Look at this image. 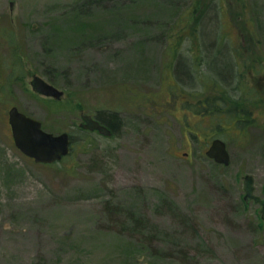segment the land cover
I'll list each match as a JSON object with an SVG mask.
<instances>
[{"label":"rangeland","instance_id":"1","mask_svg":"<svg viewBox=\"0 0 264 264\" xmlns=\"http://www.w3.org/2000/svg\"><path fill=\"white\" fill-rule=\"evenodd\" d=\"M244 1L0 0V264H264V210L244 200L247 175L264 199V0ZM205 3L209 31L222 27L239 50L214 59L220 47L209 53L203 27L198 47L222 96L247 103L231 115L249 117L243 131L229 116L230 128L194 138L215 121L184 100L211 94L209 72L176 64L186 97L172 92L168 47ZM189 42L180 53L190 58ZM35 75L62 100L37 94ZM13 106L69 133L72 155L49 165L25 156ZM107 110L121 116L117 137L83 133L82 115ZM217 138L229 166L206 155Z\"/></svg>","mask_w":264,"mask_h":264},{"label":"trees","instance_id":"2","mask_svg":"<svg viewBox=\"0 0 264 264\" xmlns=\"http://www.w3.org/2000/svg\"><path fill=\"white\" fill-rule=\"evenodd\" d=\"M239 1L244 3L241 5L242 9L247 8V3H245L244 0H239ZM205 5L207 6V8H205ZM203 6L204 7H202L200 9L199 5L196 4L195 8L192 11L190 10L188 12V15H185V18L188 20L187 22L184 23L185 29H183L181 31V29L179 28L177 33L174 32L175 33L174 40H173V42L172 41L169 42V47H168V55L171 56V63H173L171 76L176 81L178 80L179 82H183V81H181V78L177 75L176 70L178 67L176 66V64H179L180 62L182 63L183 61H184V64H186L185 60H188V59L191 60V63L186 64V65H189L193 69L197 68L198 73L200 72L201 74H204V73H206L205 72L206 69L209 72V74H206V76L204 75L203 80L207 81L208 86L212 90V91H210L211 94L207 95V96H199V95H197V93L196 94L187 93L188 96L189 95L190 96L184 100V104L186 106H189V107L193 106L194 111H196L197 114H200V117L202 119H205L204 122H206V120H212V119H214L212 121H215V122L209 123L207 125H203L200 128L198 126L197 130H189L190 135L193 136L194 138L195 137L199 138L200 134L205 132L203 127L207 128V127H210L211 125H213L218 130L230 128L231 126L227 123L230 120L227 117L233 116V115H231V113L233 112V109H237V110L240 108L243 109L247 105V103H244L243 101H236V100L231 101L226 96H224V97L222 96V93H223V91L221 89L222 84L219 82L218 79L216 80V78L213 77L214 74H213L212 70L210 69V67H207V66H209V64H208V62H209L208 57L209 56L203 55L202 52L200 51V48L198 47V44L200 43V41L197 42L196 40H199L200 30H201V27H203V32H204L203 36H204V41L206 44L205 48L207 50H209V53L215 48V46L217 47L219 45V47H220L218 50L215 48L218 51V53L213 56L214 59H216V58H218V60L223 59L222 57L224 55H226L223 53L228 52V54H229V52H232V51L234 52V51L239 50L238 49L239 44H237L236 42H233V43L230 42V40L233 38H231L228 35L229 33H227V32L224 33V30H222V27H218L216 36H214L215 35L214 32H213V34H212V32H210L211 31L210 27L213 23L212 24L209 23L210 20H208V19H210V17L207 18L205 13L208 10L210 11V9L213 8V5L208 7V5L205 3ZM246 16H248V14H246ZM206 19L208 20L207 21L208 23L206 22ZM238 19H242V17L238 18ZM192 23L194 25V29L192 27ZM189 24H191V25H189ZM195 29H196V31H194ZM261 33H262V31H261ZM261 33H259V34L257 33L258 38L262 36ZM191 35L194 36L195 40L191 39ZM239 35L240 36L242 35L244 37V35L241 34V30L239 31ZM258 38H257V40H258ZM211 39H213L212 42H210ZM12 42H13V40L11 41V43ZM187 42H189L191 45V46H189V50H192L191 52L189 51L191 53L190 58H189V56L187 57L186 55L182 56V54L180 53V51H181L180 46L183 43H187ZM183 45H185V44H183ZM208 45H209V47H208ZM196 46L198 47V49L193 51L194 48H196ZM233 52H232V54H233ZM233 55L237 56V54H233ZM259 55L261 56V51L256 52V57L253 59V61L255 59H258L257 57ZM13 56L15 58H17L16 54ZM17 61L18 62H15V66H14V68H15L14 70L16 72H17L16 66H18V63L20 62V58ZM256 61L257 60H255V62ZM245 63H247V62H245ZM189 66L187 67V72H191V74H192L193 70ZM205 66H206V68L203 71ZM222 66L224 67V65H222ZM187 72L185 74H187ZM14 77L17 78V76H15V75H14ZM179 82L178 83H171L170 84L171 90H172V92L178 93L180 96L185 98L186 95L182 90L183 88L180 85L181 83H179ZM215 94H219V96H217ZM190 97L195 98V101L193 99H191ZM228 101L231 102V103H229L230 105L227 103ZM53 103L58 105V107H61L60 105L62 104V102H57V101H53ZM232 106H233V108H232ZM57 112H59V111L56 110L55 113H57ZM94 116H95L96 120H98L102 125L106 126L107 128H109L112 131V135L110 136L111 138L117 137V135L120 131L119 129L122 126L121 125V123H122L121 116L118 112H114L111 110L100 111ZM247 117H249V114L241 115L239 113L238 118L236 116H233V118H231V120L234 119L235 124H240V126H241L240 129L243 131L246 129L245 126L243 125V123H245V121L248 120ZM82 131L85 134L90 133V132L85 131V130H82ZM71 139H72V145H73L74 140L72 137H71ZM210 142L211 141L208 140L207 144H209ZM71 155H72V153H71ZM67 157H65L64 159H67ZM170 205L172 206L171 203H170ZM140 222H141V220L137 221L136 225H139Z\"/></svg>","mask_w":264,"mask_h":264},{"label":"water","instance_id":"3","mask_svg":"<svg viewBox=\"0 0 264 264\" xmlns=\"http://www.w3.org/2000/svg\"><path fill=\"white\" fill-rule=\"evenodd\" d=\"M33 90L46 98L61 101L64 92L44 78L35 75L31 81ZM80 128L87 131H97L101 135L110 137L112 131L102 125L92 115H82ZM9 123L16 147L28 158L33 159L38 164H54L60 162L72 153V139L67 132L54 134L43 129L42 123L21 112L18 107L13 106L9 110ZM208 158L216 163L229 166L231 157L226 143L220 139H214L206 151ZM245 196L246 202L254 200L260 203V197L254 194V178L251 175L245 177Z\"/></svg>","mask_w":264,"mask_h":264},{"label":"flooded vegetation","instance_id":"4","mask_svg":"<svg viewBox=\"0 0 264 264\" xmlns=\"http://www.w3.org/2000/svg\"><path fill=\"white\" fill-rule=\"evenodd\" d=\"M93 118H95V116L93 115ZM96 119V118H95ZM83 122V121H82ZM82 124V123H81ZM80 124V125H81ZM82 129V128H81ZM82 130H84V129H82ZM85 131H87V130H85ZM88 132H90V131H88ZM92 132V131H91ZM96 132V131H95ZM255 187V186H254ZM246 194V193H245ZM254 194H255V192H254ZM261 199V202L260 203H257V204H259L262 208H263V210H264V199L263 198H260ZM251 201H254V200H251ZM249 202V201H248ZM255 202V201H254Z\"/></svg>","mask_w":264,"mask_h":264}]
</instances>
